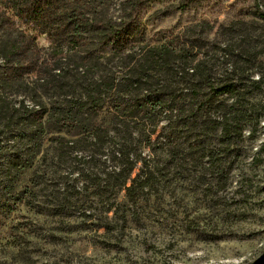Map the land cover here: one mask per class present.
Returning a JSON list of instances; mask_svg holds the SVG:
<instances>
[{"label": "trees", "instance_id": "1", "mask_svg": "<svg viewBox=\"0 0 264 264\" xmlns=\"http://www.w3.org/2000/svg\"><path fill=\"white\" fill-rule=\"evenodd\" d=\"M114 1L0 0L6 243H25L15 224L24 209L63 217L102 200L108 215L126 200L134 212L163 195L173 170L210 168L218 176L230 147L261 122L264 106L255 94L264 76L252 77L264 51L253 32L232 28L209 38L199 23L191 36L153 45L139 16L151 0H137L120 20L107 17ZM255 15L264 20V12ZM40 35L51 52L39 45ZM64 59L72 73L62 70ZM41 91L63 99L44 101Z\"/></svg>", "mask_w": 264, "mask_h": 264}, {"label": "rangeland", "instance_id": "2", "mask_svg": "<svg viewBox=\"0 0 264 264\" xmlns=\"http://www.w3.org/2000/svg\"><path fill=\"white\" fill-rule=\"evenodd\" d=\"M136 1L115 0L107 17L128 18ZM258 12L264 5L258 9L254 0H151L139 16L149 44L191 36L200 23L209 38L220 39L232 28L253 32L262 52L264 20ZM38 43L47 53L53 49L45 35ZM117 61L108 64L111 74ZM64 62L62 70L72 73L73 64ZM255 68L252 78L264 76V55ZM260 87L255 101L264 106V79ZM40 93L44 101L63 99ZM251 128L230 147V163L218 176L210 168L173 170L163 195L152 196L142 210L129 211L126 200L108 215L102 200L91 211L63 217L24 209L15 224L24 228L25 243L14 246L1 235L0 264H264V115Z\"/></svg>", "mask_w": 264, "mask_h": 264}]
</instances>
